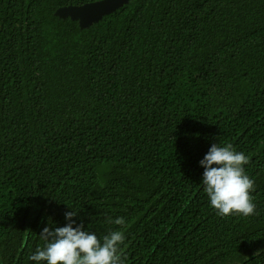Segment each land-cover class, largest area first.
Returning <instances> with one entry per match:
<instances>
[{"label": "trees", "instance_id": "1", "mask_svg": "<svg viewBox=\"0 0 264 264\" xmlns=\"http://www.w3.org/2000/svg\"><path fill=\"white\" fill-rule=\"evenodd\" d=\"M95 1L0 0V264H36L72 210L101 240L124 232L125 264H264V0H132L85 30L54 16ZM214 143L250 158L256 214L211 206Z\"/></svg>", "mask_w": 264, "mask_h": 264}, {"label": "clouds", "instance_id": "2", "mask_svg": "<svg viewBox=\"0 0 264 264\" xmlns=\"http://www.w3.org/2000/svg\"><path fill=\"white\" fill-rule=\"evenodd\" d=\"M248 163L250 158L230 143L224 146L212 144L200 161L204 168V192L222 218L256 214L251 195L255 191V182L246 174L244 167ZM75 216L77 212L73 210L66 212V226L45 227L40 233L45 246L37 249L30 259L36 264L44 261L47 264H125L126 258L121 250L126 239L123 231H110L101 240L95 233L86 231L83 224L74 227ZM108 222L125 225L122 217L114 221L109 218Z\"/></svg>", "mask_w": 264, "mask_h": 264}, {"label": "water", "instance_id": "3", "mask_svg": "<svg viewBox=\"0 0 264 264\" xmlns=\"http://www.w3.org/2000/svg\"><path fill=\"white\" fill-rule=\"evenodd\" d=\"M132 0H98L80 6H63L54 12V16L60 20L70 19L77 22L80 30H85L98 24L106 16H109Z\"/></svg>", "mask_w": 264, "mask_h": 264}]
</instances>
